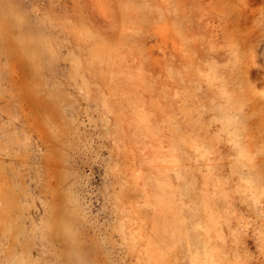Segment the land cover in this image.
I'll return each instance as SVG.
<instances>
[{
	"label": "rangeland",
	"instance_id": "obj_1",
	"mask_svg": "<svg viewBox=\"0 0 264 264\" xmlns=\"http://www.w3.org/2000/svg\"><path fill=\"white\" fill-rule=\"evenodd\" d=\"M264 264V0H0V264Z\"/></svg>",
	"mask_w": 264,
	"mask_h": 264
},
{
	"label": "bare ground",
	"instance_id": "obj_2",
	"mask_svg": "<svg viewBox=\"0 0 264 264\" xmlns=\"http://www.w3.org/2000/svg\"><path fill=\"white\" fill-rule=\"evenodd\" d=\"M154 259H155L154 261H155L157 264H160L158 259H157V260H156V258H154Z\"/></svg>",
	"mask_w": 264,
	"mask_h": 264
}]
</instances>
